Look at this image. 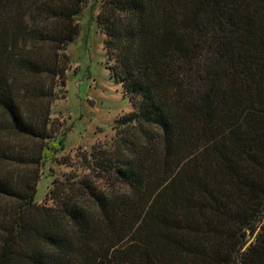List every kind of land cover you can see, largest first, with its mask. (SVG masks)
I'll use <instances>...</instances> for the list:
<instances>
[{"label":"trees","instance_id":"1","mask_svg":"<svg viewBox=\"0 0 264 264\" xmlns=\"http://www.w3.org/2000/svg\"><path fill=\"white\" fill-rule=\"evenodd\" d=\"M87 1L0 0V264H264V0H102L133 109L36 201Z\"/></svg>","mask_w":264,"mask_h":264},{"label":"rangeland","instance_id":"2","mask_svg":"<svg viewBox=\"0 0 264 264\" xmlns=\"http://www.w3.org/2000/svg\"><path fill=\"white\" fill-rule=\"evenodd\" d=\"M101 4L102 0L86 2L77 18L79 33L65 49L66 87L51 109V140L57 144L60 141L61 150L40 168L35 196L39 204H52L49 190L53 180L79 171L80 153L112 138L116 118L133 109L122 83L110 72L105 34L97 21ZM18 166L10 167L9 176L15 183L17 170L32 173L26 165ZM249 238L254 240L255 234Z\"/></svg>","mask_w":264,"mask_h":264}]
</instances>
